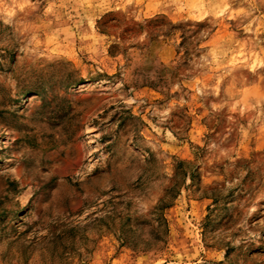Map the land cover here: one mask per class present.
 <instances>
[{
    "label": "rangeland",
    "instance_id": "obj_1",
    "mask_svg": "<svg viewBox=\"0 0 264 264\" xmlns=\"http://www.w3.org/2000/svg\"><path fill=\"white\" fill-rule=\"evenodd\" d=\"M0 264H264V0H0Z\"/></svg>",
    "mask_w": 264,
    "mask_h": 264
},
{
    "label": "bare ground",
    "instance_id": "obj_2",
    "mask_svg": "<svg viewBox=\"0 0 264 264\" xmlns=\"http://www.w3.org/2000/svg\"><path fill=\"white\" fill-rule=\"evenodd\" d=\"M63 148V147H62ZM63 152V151H62ZM66 152V151H65ZM61 150L49 154L46 156V160L52 162L51 166V174L53 177H65L70 174H74L79 167L82 165L83 157H84V149L80 145V143H76L73 145V155L61 157ZM64 153V152H63ZM18 177L22 179V183L25 185L31 184V179L28 175H26L21 169L18 168L16 171ZM51 175V176H52Z\"/></svg>",
    "mask_w": 264,
    "mask_h": 264
}]
</instances>
